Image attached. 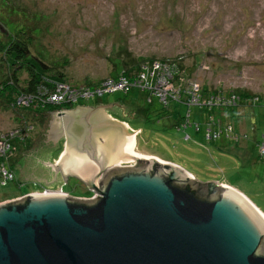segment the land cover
<instances>
[{"label":"rangeland","instance_id":"rangeland-1","mask_svg":"<svg viewBox=\"0 0 264 264\" xmlns=\"http://www.w3.org/2000/svg\"><path fill=\"white\" fill-rule=\"evenodd\" d=\"M0 27L6 33H0L2 42L20 39L46 66L58 69L66 78L78 83L110 77L118 60L128 69V64L135 63V60L180 58L184 74L198 86L204 84L222 92L243 89L264 97V0H0ZM137 75L138 72L133 78ZM40 85L31 93L14 97L16 104L25 105L23 96L29 94H34L37 104L40 98L35 95L46 91L47 87ZM123 98L127 102L130 99L131 110L137 109L133 103L141 105L133 92L128 96L113 92L101 96L98 101L111 104ZM47 101L48 106H55L59 99L54 101L49 97ZM126 101L122 100L125 108L128 107ZM61 104H65L67 110L77 106L64 102V99L58 103ZM85 105H91V101ZM157 106L153 101L151 109ZM247 108H236L240 120L246 115L251 118V105L248 111ZM45 110L41 112L46 113ZM153 116L150 114L147 121L137 117L115 118L126 121L128 129L141 130L136 137L137 148L144 154L176 164L199 183L230 185L264 216V161L257 158L247 119L245 126L239 128H243L244 139L233 143L218 140L212 144L203 138L202 127L194 128L195 121L179 132L167 129L176 114L171 119L160 120ZM50 120L48 118L30 129L31 145L28 146L23 140L26 137H22L25 146L18 144L21 134L12 112L0 111V180L8 177L7 173L11 175L6 180L11 183L0 187V204L22 197L23 190L16 188L20 180L33 181L28 180L23 170L27 172L32 167L50 174V167L39 159L52 161L58 151L59 156L65 140L62 132L55 141L57 145L52 144L56 150H47L39 157L37 147L46 139L45 131ZM186 136L189 139L183 141ZM49 143L50 140L44 145ZM221 146H226L229 151H221ZM237 147L243 150L245 161L239 158L242 163L231 154ZM50 175L53 184L49 183V186L54 187L55 177L52 173ZM57 179L70 197L85 199L92 196L91 191L84 190L85 187L75 179L67 177L65 182L59 176ZM23 185L26 186V195L43 192L36 182ZM62 189L55 187L50 192L59 194Z\"/></svg>","mask_w":264,"mask_h":264},{"label":"water","instance_id":"water-1","mask_svg":"<svg viewBox=\"0 0 264 264\" xmlns=\"http://www.w3.org/2000/svg\"><path fill=\"white\" fill-rule=\"evenodd\" d=\"M110 106L49 112L45 142L65 140L57 161L42 163L95 195L0 204V264H264L257 209L144 154L136 133L102 113Z\"/></svg>","mask_w":264,"mask_h":264},{"label":"trees","instance_id":"trees-1","mask_svg":"<svg viewBox=\"0 0 264 264\" xmlns=\"http://www.w3.org/2000/svg\"><path fill=\"white\" fill-rule=\"evenodd\" d=\"M180 60H181L180 58L173 59L170 61L162 60V59L161 60L140 59V60H135L137 63L135 62L128 64L129 67L128 69H126V67L123 66V64L125 65V63H122L121 66V63L118 60L117 66L113 65L112 74L110 75V77L107 78H110L111 80H117L120 75H123V79L129 82L130 80L134 79L133 76H135L137 72L138 75L143 73L144 76L141 77V79L139 80V84L135 83L133 86L137 93L135 99L139 100V102H141V105L138 103L139 105L137 106L136 104L133 103L132 105H135L137 109L131 110L129 109L130 99L127 102L126 98H123L115 102V104L120 106V108L112 113H117L118 114L117 116L118 117L120 116L119 118L124 120H126L127 117H132V118L137 117V118H141V120L143 121H147L149 119L148 116L150 114H154L153 117L157 118L158 120H160L161 118L171 119L173 114H176L177 115L176 119H172L169 121L167 129H173L180 132L186 126H191L193 124V121H195L196 124H193L194 128L197 129L198 126L202 127L203 138L206 139L207 142H210L212 144L217 143L218 140L228 143H231L232 141L233 143L235 140L244 139L245 133L243 131V128L242 130H240L239 128L240 125L245 126V119H247L249 126L248 132H251L253 134L251 137V141L253 142L256 148L257 158L261 161H264V154H260L259 152L261 146L264 149V97L262 98L261 96L255 93H251L250 91L247 90L245 91L243 89L242 90L230 89L227 90L226 99L225 96L221 97V100L223 102L222 104H225L223 107L216 105H211L210 107H208L207 105L204 104H207V100L210 97H216L218 94H222L226 92H222L220 89H209L204 84L198 86L196 83L190 82L187 76L184 74L185 69L182 66ZM144 61L145 63H143ZM160 61L163 62V64L168 63L169 65H165L164 67L165 70L164 71L160 70L157 76L154 74L152 77H150L148 75L149 74L148 72L150 71L149 65L152 64L153 62L156 63ZM140 65H145L147 68L140 69L141 68ZM132 68H134L135 70ZM169 76H170V78L168 79L169 84L177 90V93L174 94L173 98H171L170 96V97H165L163 99L162 96L160 97L157 95L158 93L157 91L149 90L152 89L156 80L163 79L166 81V79ZM104 79L105 78L93 82L84 81V83H78L73 79L66 78L63 75V73L58 69L54 67L46 66L41 61L39 56H36L35 54H31L28 51L24 42L21 41L20 39L14 40L9 43H4L0 40V84L2 85L0 89V111L4 110V111L12 112L14 123L17 126L16 128L19 129V132L21 134V136L18 137L21 139L20 143L18 144H25L22 143V137H26L23 140H25L28 146L31 145L33 138L30 137L31 135L30 129L37 124L43 123L46 120V113H49L48 111L56 112L60 110H67L65 104L48 106L47 99L49 97L53 98L55 96H58L64 89L59 85L55 86L53 84L59 83L62 86L67 87V90H71V89L84 90L92 87L93 85L95 86L99 84ZM184 80L186 81L185 84H183ZM40 84L47 87H46V91H40L38 94L35 95V97L40 98V101H37V104H35L34 102V94L23 96L25 100V105H23L22 103L16 104L14 97L17 96L20 97L21 93H26V94L31 93L36 89V87L41 86ZM191 84H195L197 86L196 94L189 91V87ZM134 89H130V90H134ZM114 92H118L122 94V92L120 91H114ZM131 92H133V94L135 93V91H131ZM129 93L127 94L124 93L125 95L124 94L122 95L128 96ZM191 96L194 98V101L192 103H190ZM100 98L96 100H99ZM122 100H125L127 102L128 104L127 108L122 106ZM153 101L157 102L158 106L155 107L154 109H151ZM202 102H204V104H202ZM217 103L218 105L221 104L220 101ZM261 103H263V105L260 106ZM11 104L13 105L11 106ZM77 104L79 103L73 105H77ZM91 104H95V103H91ZM250 105L252 109L249 108ZM241 106H245L246 108L248 107L247 111L250 109L253 112L251 118H246L247 116L246 115L242 117V119L240 120L241 117L240 115L237 114L236 108ZM42 108L44 110L46 109L45 111L47 112L46 113L41 112L43 110ZM181 109H183L182 114H180ZM192 110H194V112H192ZM124 122L127 123L126 121ZM129 130L139 131V134L137 136L141 134L140 129H132L129 127ZM213 132L218 133V136L215 139L211 138ZM187 139H189V136H186V138L183 141H187ZM53 148L55 149L56 147ZM240 149L241 148L237 147L235 151L233 150L231 151V154L235 155L236 161L242 163V161H245V159L243 156V151L240 152ZM220 150L221 151L225 150L227 152L229 151L226 146L225 147L221 146ZM58 153L59 151L57 152V154ZM57 154L53 160L57 159L58 157ZM41 156L43 155H39V157ZM239 158H241L242 161H240ZM39 160H41V162H45V163L47 162L46 158H41ZM53 160L48 162L52 163ZM161 161L176 165L174 163H170V161L168 160H161ZM22 172L24 174H27L28 180L31 179L30 177H33L35 180L19 181L18 177H14V176L12 177L13 179L17 178L19 181V184L18 186H16V188L19 190H23L20 193L21 196L26 195V193H24L26 192L24 190L26 186L23 185L25 182H28L30 184L36 182L38 184L37 186H40L42 191L51 190V189L53 190L55 187L62 189L58 179L57 180L55 179L56 182L54 187L49 186V183L53 184V182L50 181L51 178L49 177L51 176L50 175L51 172L50 174H48L45 170L32 168V167H29L27 172H25V170H23ZM8 183L11 182L4 181L3 184H0V187H3ZM43 184L47 185V187H44ZM219 184L222 185L223 182L217 183V185ZM35 192H37V190ZM64 193L69 195V193L66 191H64Z\"/></svg>","mask_w":264,"mask_h":264},{"label":"built area","instance_id":"built-area-1","mask_svg":"<svg viewBox=\"0 0 264 264\" xmlns=\"http://www.w3.org/2000/svg\"><path fill=\"white\" fill-rule=\"evenodd\" d=\"M165 65H169V64L168 63L163 64V62H161V61L160 62H156V63L153 62L152 64L149 65L150 66V71L148 72L149 73L148 75L150 77H152L154 74L157 76L158 72L160 70H162V71L165 70V68H164ZM142 68H147V67L145 65H143ZM143 76H144V74L141 73V74L137 75L136 77H134V79L130 80L131 82L130 81L127 82L125 79H123V75H120L117 80H111L110 78H105L99 84H97L95 86L93 85L92 87L84 89V90H73V89L67 90V87H64L61 84H58L60 87H63L64 89L58 96L53 97V99H54V101H55V99H59V101L56 102L57 104H55V105H58V103L63 102V99H64V102L65 101L66 102H70L71 105H73V104H76V103L80 104L82 102L84 103V102H87V101H94V100L100 98L102 95L107 94V93H113L114 91H120V92H122V94H124V93L127 94V93H129L131 91H135L136 92V90L134 89L133 86H134L135 83L139 84V80ZM169 78H170V76L166 79V81L163 80V79L156 80V82L153 85L152 89H149V90L150 91H157L158 92L157 95L160 96V97L162 96L163 99L165 97H170V96H171V98H173L174 94L177 93V90L169 84V82H168ZM130 89H134V90H130ZM189 91H191L192 93L196 94L197 86L195 84H191L190 87H189ZM225 99H226V97H225ZM193 101H194V98L191 96L190 103H192ZM219 101H220V99H219L218 96L210 97L207 100V104H204V102H202V104L207 105L208 107H210L211 105H216V106L223 107L225 104H219L218 105L217 102H219ZM131 132L136 133L135 137L139 134V131H131ZM217 136H218V133L217 132H213L211 138L215 139V138H217ZM259 152H260V154H264V149L262 148V146L260 147ZM3 172L4 171H2V173ZM7 176L8 177H6V178H2L3 181L0 180V184H3L4 181H6L7 179L11 178V175L9 173H7ZM50 193H51V195H56L55 192L52 193V192H50V190H44L42 192V194H50ZM91 193H92V195L93 194L95 195V193L93 191H91ZM60 194H62L64 196H66V195L68 196V194L64 193L63 191H62V193H59V195Z\"/></svg>","mask_w":264,"mask_h":264},{"label":"crops","instance_id":"crops-1","mask_svg":"<svg viewBox=\"0 0 264 264\" xmlns=\"http://www.w3.org/2000/svg\"><path fill=\"white\" fill-rule=\"evenodd\" d=\"M133 96L136 98V96H137L136 92L133 94ZM88 102H89V101H88ZM91 103H95V104L85 105L86 102H84V103L82 102V103H80V105H79V104H77V105H78V106H82V107H91V108H94L95 105H97V106L108 105V104L100 103L98 100L91 101ZM109 105H111V106H110V107H104V108L101 109L102 113H103L105 116L109 117L110 119H112V120H114V121H116V122H121V123H123V124L126 125V123H125L124 121L116 120L117 118H115V117H117V116H115L114 114H111L112 112L117 111V110L120 108V106L116 105L115 102H113V103H111V104H109ZM48 118L51 119V114H50V113H46V120H47ZM50 121H51V120H50ZM126 126H127V125H126ZM57 139H58V138H57ZM45 140H46V139H45ZM242 151H243V150L240 149V152H242ZM157 158H158V157H157ZM57 159H58V158H57ZM57 159L54 160V163L57 161ZM241 160H242V159H241ZM51 173H52V175H54V177H55L56 180H57V177H58V176L60 177L61 180H63L59 171H56V173H54V172L52 171ZM190 175H191V174H190ZM191 176H192V175H191ZM68 178H72V179L77 180L76 178H73V176H70V177L68 176ZM31 179L35 180L33 177H31ZM38 180H40V179H38ZM65 181H67V180L65 179ZM77 181H78V180H77ZM223 184H224V183H223ZM224 185H226V184H224ZM226 186H228V185H226ZM228 187H230V186H228ZM230 188H231V187H230ZM84 190H86V188H85Z\"/></svg>","mask_w":264,"mask_h":264},{"label":"flooded vegetation","instance_id":"flooded-vegetation-1","mask_svg":"<svg viewBox=\"0 0 264 264\" xmlns=\"http://www.w3.org/2000/svg\"><path fill=\"white\" fill-rule=\"evenodd\" d=\"M44 143H42L40 146L37 147V151H38V155H44L45 151L47 150H55L52 146V142L50 141V143L48 145H44L45 141H43ZM55 146L57 145V142H54Z\"/></svg>","mask_w":264,"mask_h":264},{"label":"bare ground","instance_id":"bare-ground-1","mask_svg":"<svg viewBox=\"0 0 264 264\" xmlns=\"http://www.w3.org/2000/svg\"><path fill=\"white\" fill-rule=\"evenodd\" d=\"M217 96L219 97L220 102H221V104H222L223 102H222V100H221V97H222V96H225V97H226V96H227V92H226V93H222V94H218ZM156 159H157V158H156ZM157 160H158V159H157ZM159 161H160V160H159ZM161 162H163V161H161ZM130 163H131V162H130ZM120 164H121V163H120ZM111 167H112V166H111ZM188 174H189V173H188ZM189 175H190V174H189ZM248 201H249V200H248ZM249 202H250V201H249ZM250 203H251V202H250ZM251 205H253V204L251 203ZM253 206H254V205H253ZM254 208H256V207L254 206ZM256 209H257V208H256ZM257 211H258V210H257ZM258 212H259V211H258ZM259 213L263 216V214H262L261 212H259ZM263 217H264V216H263Z\"/></svg>","mask_w":264,"mask_h":264}]
</instances>
